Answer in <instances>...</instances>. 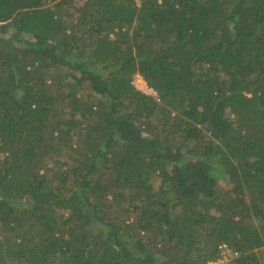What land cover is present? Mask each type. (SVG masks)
<instances>
[{
  "label": "trees",
  "instance_id": "obj_1",
  "mask_svg": "<svg viewBox=\"0 0 264 264\" xmlns=\"http://www.w3.org/2000/svg\"><path fill=\"white\" fill-rule=\"evenodd\" d=\"M223 251L264 264V0H0V264Z\"/></svg>",
  "mask_w": 264,
  "mask_h": 264
},
{
  "label": "rangeland",
  "instance_id": "obj_2",
  "mask_svg": "<svg viewBox=\"0 0 264 264\" xmlns=\"http://www.w3.org/2000/svg\"><path fill=\"white\" fill-rule=\"evenodd\" d=\"M137 2H139V0H137ZM74 3H76V2H74ZM133 83H134L135 86H136L139 90H141V91H143V89H145L146 87H149V86L147 85V83L145 82V80H144L141 76H139V75H135V76H134V78H133ZM118 210H120V208H118ZM113 215L117 216L116 213H113ZM222 254H225V256H226L227 258H224L223 260H221V261L219 262V264H227V262L229 261V253L223 251Z\"/></svg>",
  "mask_w": 264,
  "mask_h": 264
},
{
  "label": "built area",
  "instance_id": "obj_3",
  "mask_svg": "<svg viewBox=\"0 0 264 264\" xmlns=\"http://www.w3.org/2000/svg\"><path fill=\"white\" fill-rule=\"evenodd\" d=\"M143 92L146 93V94H148V95H154V96L157 95V93H156L153 89H151V88H149V87H146L145 89H143ZM224 247L227 248L226 245H224ZM224 258H227V257L225 256V254H223V257L219 260V262H220L221 260H223ZM219 262H218V263H214V264H219ZM212 264H213V263H212Z\"/></svg>",
  "mask_w": 264,
  "mask_h": 264
}]
</instances>
